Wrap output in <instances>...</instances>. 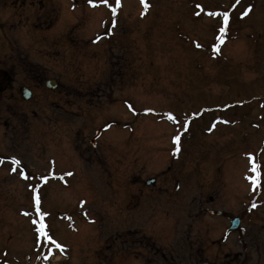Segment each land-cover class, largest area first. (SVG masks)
<instances>
[{"label": "rangeland", "instance_id": "rangeland-1", "mask_svg": "<svg viewBox=\"0 0 264 264\" xmlns=\"http://www.w3.org/2000/svg\"><path fill=\"white\" fill-rule=\"evenodd\" d=\"M145 4L0 0V264H264V0Z\"/></svg>", "mask_w": 264, "mask_h": 264}, {"label": "snow or ice", "instance_id": "snow-or-ice-1", "mask_svg": "<svg viewBox=\"0 0 264 264\" xmlns=\"http://www.w3.org/2000/svg\"><path fill=\"white\" fill-rule=\"evenodd\" d=\"M92 2V0H90V3ZM105 2H107V0H105ZM119 3V0H117V4ZM142 4H145V0H141ZM145 7H147V5L145 4ZM114 10V9H113ZM225 22H227V14H225L224 16ZM221 31H223V29H221ZM178 139V138H177ZM253 173L255 174L254 177L250 178L251 183L254 186H258L259 185V165H254V167L252 168ZM41 215H43L41 213ZM35 223V222H34ZM37 231L41 234V235H46V233L44 232V226L41 225V227L39 229H37ZM53 243H55L53 241Z\"/></svg>", "mask_w": 264, "mask_h": 264}, {"label": "water", "instance_id": "water-1", "mask_svg": "<svg viewBox=\"0 0 264 264\" xmlns=\"http://www.w3.org/2000/svg\"><path fill=\"white\" fill-rule=\"evenodd\" d=\"M46 87H47L48 89H52V90H54V89H56V83H55L54 81H52V80H51V81H48V82L46 83ZM19 92H20V94H21V98H22L23 100L28 101V100L31 98V93H30V91H28L27 89H25V88H21ZM237 226H238V220L235 219V220L232 222V226H231L230 231L234 230Z\"/></svg>", "mask_w": 264, "mask_h": 264}]
</instances>
